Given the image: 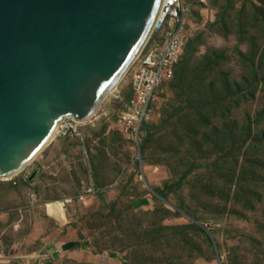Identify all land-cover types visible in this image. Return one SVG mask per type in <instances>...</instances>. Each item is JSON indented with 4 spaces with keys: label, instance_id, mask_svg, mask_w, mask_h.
<instances>
[{
    "label": "rangeland",
    "instance_id": "obj_1",
    "mask_svg": "<svg viewBox=\"0 0 264 264\" xmlns=\"http://www.w3.org/2000/svg\"><path fill=\"white\" fill-rule=\"evenodd\" d=\"M186 8L184 57L138 139L118 127L127 72L0 178V264H264V0Z\"/></svg>",
    "mask_w": 264,
    "mask_h": 264
},
{
    "label": "water",
    "instance_id": "obj_2",
    "mask_svg": "<svg viewBox=\"0 0 264 264\" xmlns=\"http://www.w3.org/2000/svg\"><path fill=\"white\" fill-rule=\"evenodd\" d=\"M163 2L0 0V178L63 118H92L146 48Z\"/></svg>",
    "mask_w": 264,
    "mask_h": 264
},
{
    "label": "built area",
    "instance_id": "obj_3",
    "mask_svg": "<svg viewBox=\"0 0 264 264\" xmlns=\"http://www.w3.org/2000/svg\"><path fill=\"white\" fill-rule=\"evenodd\" d=\"M186 1L164 0L153 34L162 35L166 43L147 46L128 70V73L132 72L133 96L127 104V110L120 115L118 127L129 139L139 138L142 128L152 119V106L162 85L174 78L175 67L186 46ZM62 121L60 131L65 132L76 130L80 123H75L72 116Z\"/></svg>",
    "mask_w": 264,
    "mask_h": 264
},
{
    "label": "trees",
    "instance_id": "obj_4",
    "mask_svg": "<svg viewBox=\"0 0 264 264\" xmlns=\"http://www.w3.org/2000/svg\"><path fill=\"white\" fill-rule=\"evenodd\" d=\"M256 11H257V10H256ZM257 12L259 13V11H257ZM244 13H245V10H244ZM259 15L262 16L261 13H259ZM263 19H264V18H263ZM244 20H245V18L242 19V21H244ZM183 57H184V55L182 56V59H183ZM182 59L180 60V62L182 61ZM180 62H179V63H180ZM178 65H179V64H178ZM178 65L175 67V70H174V76H175L176 69H177ZM168 82H169V81H168ZM148 124H149V123H148ZM146 125H147V124H146ZM146 125H145V126H146ZM76 246H77V243H73V242H72V243L67 244L65 247H66V249H73V248H75Z\"/></svg>",
    "mask_w": 264,
    "mask_h": 264
},
{
    "label": "bare ground",
    "instance_id": "obj_5",
    "mask_svg": "<svg viewBox=\"0 0 264 264\" xmlns=\"http://www.w3.org/2000/svg\"><path fill=\"white\" fill-rule=\"evenodd\" d=\"M162 5H163V4H162ZM161 9H162V8H161ZM159 18H160V17H159ZM59 123H60V122H59ZM59 123L56 125V127H55L53 133L51 134V136H50V138H49V140L55 136L56 132H58V128H61V126L63 125V122H61L60 124H59ZM59 126H60V127H59ZM49 140H48V141H49ZM21 168H23V167H21ZM21 168H20L19 170L15 171V172H14L13 174H11L10 176H9V175L6 176L5 178L12 177L15 173L19 172V171L21 170Z\"/></svg>",
    "mask_w": 264,
    "mask_h": 264
}]
</instances>
